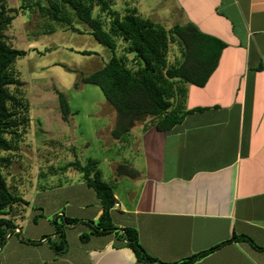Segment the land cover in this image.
<instances>
[{
    "label": "crops",
    "instance_id": "0c3cea01",
    "mask_svg": "<svg viewBox=\"0 0 264 264\" xmlns=\"http://www.w3.org/2000/svg\"><path fill=\"white\" fill-rule=\"evenodd\" d=\"M147 3L127 0L126 7L166 29L192 23L220 40L216 69L204 86L186 87L182 108L190 113L173 130L136 131L140 160L133 167L139 176L116 181L117 202L110 210L116 230L95 233L101 200L75 170L76 182L62 184L77 195L51 210L82 220L65 227L68 250L57 253L44 236L39 244H26L7 235L0 264H146L121 240L125 227L137 231L139 244L160 263L183 264L243 236L248 239L226 243L191 264H264V0ZM103 114L101 130L110 140L117 114L107 108ZM108 174L103 177L111 181ZM53 229L50 241L56 239ZM24 252L30 254L27 263L16 256Z\"/></svg>",
    "mask_w": 264,
    "mask_h": 264
},
{
    "label": "trees",
    "instance_id": "16d2710c",
    "mask_svg": "<svg viewBox=\"0 0 264 264\" xmlns=\"http://www.w3.org/2000/svg\"><path fill=\"white\" fill-rule=\"evenodd\" d=\"M46 4L37 7L36 13L48 16L59 22L71 26V15L77 21L87 24L90 35L97 42L109 48L112 56L102 68L81 78L85 84L97 85L103 92L106 100L117 112V124L111 134L118 138L130 131L135 122L141 121L143 132L151 127L160 131H171L190 111L183 110L186 98V87L189 84L204 86L210 75L217 67L220 53L224 44L215 37L202 33L194 24L174 25L166 29L148 18H143L136 10L126 7L121 13L112 7L115 0H44ZM26 7H20L24 9ZM64 8V9H63ZM68 10V13H64ZM12 12L6 0H0V239L9 232L19 229L14 224L15 217L21 214L22 206L28 202L11 188L4 174V169L11 166V155L17 151L18 145L23 141L22 136L30 125L28 115L29 104L21 95L13 94L9 87L21 85L19 76L14 69V62L25 51L13 47L7 34V28L13 20ZM39 12V13H38ZM96 12V17L93 13ZM71 30L81 32L79 30ZM118 40L120 43L118 45ZM122 47L123 53L116 55V50ZM172 47L177 53L173 61H168V54ZM90 54V52H83ZM61 108L64 117L70 114L69 105L64 94L60 93ZM22 134V135H21ZM89 167H74L83 174V181L88 187L95 190L103 207L98 225L94 227L95 233L103 234L114 231L111 224L110 210L117 202L112 182L103 179L96 168V163H87ZM121 174L130 178L139 176L134 168L121 167ZM62 222L57 223V218ZM80 219L56 216L53 220L56 239L48 242L60 254L68 250L65 237V227L81 223ZM6 228V229H4ZM121 240L133 250L138 261L146 264H165L152 258L138 242V233L131 227L122 229ZM12 235V234H11ZM248 239L234 237L227 241ZM21 241H25L21 239ZM28 242V241H26ZM33 244L37 242L31 241ZM211 248L199 255L185 261L191 264L198 258L216 250Z\"/></svg>",
    "mask_w": 264,
    "mask_h": 264
},
{
    "label": "rangeland",
    "instance_id": "374dc122",
    "mask_svg": "<svg viewBox=\"0 0 264 264\" xmlns=\"http://www.w3.org/2000/svg\"><path fill=\"white\" fill-rule=\"evenodd\" d=\"M146 1L147 6L153 5L150 4L152 0ZM45 4L44 0H6L7 8L17 10V14L11 13L13 20L7 34L13 47L25 51V55L17 57L13 64L22 84L9 89L29 104L27 116L30 118L23 141L11 155V166L4 169L8 185L16 188L28 202L14 221L19 227L15 232H22H9L8 237L12 236L11 240L24 239L28 241L26 244L32 240L39 244L42 236L54 238L53 220L58 211L54 214L51 210L60 206L65 198L77 195L72 185L63 184L76 182L80 174L74 167L78 164L87 168V163L95 162L97 170L105 178H108L110 170L113 178L108 182H112L114 187L116 181L130 178L121 174L120 168L138 167V132L144 124L137 121L120 137L115 138L111 134L110 140L105 138L101 128L107 117L103 110L107 108L114 114L117 112L97 85L85 84L81 78L102 68L112 52L97 42L90 35L87 24L77 21L72 13L69 15L70 24L81 32L71 30L65 21L57 22L50 15L40 17L36 9ZM126 5L127 0H115L112 8L120 11ZM22 6L26 8L20 9ZM93 16L96 17V12ZM85 51L90 54H84ZM122 53L117 48L116 55ZM175 53L177 50L172 47L168 54L169 62L173 61ZM60 93L67 99L71 117H64ZM97 110L101 115L93 116ZM59 184L63 186L58 188ZM57 223L60 224L59 218ZM81 231L88 232L85 228ZM5 238L0 239L1 248ZM16 256L27 263L30 254L24 252ZM10 263L15 262L11 260Z\"/></svg>",
    "mask_w": 264,
    "mask_h": 264
},
{
    "label": "built area",
    "instance_id": "2783aa9c",
    "mask_svg": "<svg viewBox=\"0 0 264 264\" xmlns=\"http://www.w3.org/2000/svg\"><path fill=\"white\" fill-rule=\"evenodd\" d=\"M17 231V230H16Z\"/></svg>",
    "mask_w": 264,
    "mask_h": 264
}]
</instances>
